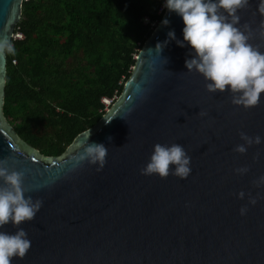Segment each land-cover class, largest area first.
I'll return each instance as SVG.
<instances>
[{"label": "water", "instance_id": "95a60500", "mask_svg": "<svg viewBox=\"0 0 264 264\" xmlns=\"http://www.w3.org/2000/svg\"><path fill=\"white\" fill-rule=\"evenodd\" d=\"M24 3L0 0V38L14 41ZM257 4L238 10V27L264 52ZM163 18L169 24L145 43L122 94L60 156H45L20 137L4 111L7 83L0 87V158L23 171L27 194L42 202L19 225L31 243L12 264H264V93L253 107L236 106L227 86L210 93L200 74L186 70L187 44L169 40L157 55L150 48L169 29L182 39L181 18L168 10ZM8 64L6 54L0 76L7 82ZM89 131V142L107 148L100 170L78 159ZM241 132L262 142L236 152ZM155 143L184 147L187 178L141 174ZM240 167L247 172H234ZM0 230L16 229L9 223Z\"/></svg>", "mask_w": 264, "mask_h": 264}, {"label": "trees", "instance_id": "16d2710c", "mask_svg": "<svg viewBox=\"0 0 264 264\" xmlns=\"http://www.w3.org/2000/svg\"><path fill=\"white\" fill-rule=\"evenodd\" d=\"M163 0H25L8 55L5 115L45 156H60L122 94L163 19ZM104 99L111 100L109 106Z\"/></svg>", "mask_w": 264, "mask_h": 264}, {"label": "clouds", "instance_id": "9594fccd", "mask_svg": "<svg viewBox=\"0 0 264 264\" xmlns=\"http://www.w3.org/2000/svg\"><path fill=\"white\" fill-rule=\"evenodd\" d=\"M249 5V0H163L162 6L178 15L183 23L182 39H177L174 29H169L163 42H157L154 49L160 56L161 50L169 40H174L180 47L189 48V56L184 64L187 71H195L205 81V89L210 92H227L230 102L236 106L249 108L257 105L264 93V52L248 43V34L238 27V10ZM258 12L264 16V0H258ZM162 25H168L167 18L161 19ZM245 29L247 25L243 26ZM264 35V20L260 25ZM17 34L16 38H22ZM15 55V48L9 38H0V58ZM165 63L167 59L164 58ZM7 80L0 76V87ZM201 116L206 113L200 111ZM90 131L86 141L79 145L78 159L97 165L100 170L105 163L107 148L104 143L89 142ZM242 144H237L234 151L244 153L247 146L260 144V135L249 136L241 132ZM111 140V137L107 138ZM170 164L173 167H169ZM247 167L234 169L238 174L247 172ZM143 175L156 174L161 178L169 174L180 179L187 178L191 172L190 157L179 143H155L149 158L140 169ZM23 171L8 164L7 158H0V229L11 223L14 232L0 230V264H12V258H23L30 248V240L22 227L25 221L33 219L41 207V200L28 195L29 189L23 187ZM264 184V175L259 177ZM245 193H237L243 198ZM249 204L256 199L249 196ZM247 206H241L240 215H244Z\"/></svg>", "mask_w": 264, "mask_h": 264}, {"label": "built area", "instance_id": "2783aa9c", "mask_svg": "<svg viewBox=\"0 0 264 264\" xmlns=\"http://www.w3.org/2000/svg\"><path fill=\"white\" fill-rule=\"evenodd\" d=\"M111 103V100H108V102L106 103L107 106H109Z\"/></svg>", "mask_w": 264, "mask_h": 264}, {"label": "rangeland", "instance_id": "374dc122", "mask_svg": "<svg viewBox=\"0 0 264 264\" xmlns=\"http://www.w3.org/2000/svg\"><path fill=\"white\" fill-rule=\"evenodd\" d=\"M22 37V36H21ZM108 102V100L107 99H104V103L106 104Z\"/></svg>", "mask_w": 264, "mask_h": 264}]
</instances>
